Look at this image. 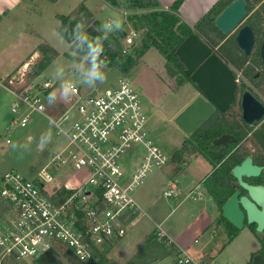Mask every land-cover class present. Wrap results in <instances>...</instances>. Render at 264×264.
Listing matches in <instances>:
<instances>
[{"label":"rangeland","instance_id":"obj_1","mask_svg":"<svg viewBox=\"0 0 264 264\" xmlns=\"http://www.w3.org/2000/svg\"><path fill=\"white\" fill-rule=\"evenodd\" d=\"M46 1L48 0L25 1L26 4L33 6L30 8V13L41 17L33 23L32 28L27 22L30 20L29 17H26V13L23 15L18 11V5L11 6L8 3L5 4L4 0H0V8L3 6H6V10L12 8L9 13L0 12V80L10 75L12 68L19 64L27 51H30L33 38L27 39L25 31L36 34L37 29L41 32L40 36L59 52L58 54L55 52L57 54L55 58L36 76V81L39 83L44 80L53 83L52 88L48 90V96L56 91L57 96L53 97L54 99L67 104L73 100L74 96L72 95L67 100L60 96V81L55 78L58 68H63L65 76L78 83L77 88L83 93L90 88L99 90L111 88L118 77L127 79L136 91L145 114L144 129L149 139L167 157V161L163 165H153L142 182L130 192L140 207L136 224L130 226L121 239L104 247L103 250L101 249L92 261L93 264H175L179 248L195 255V258L201 260L200 264H249L250 255L257 249L258 243L245 231H240L226 242V231L222 224L223 221L220 219V213L215 207V209L213 208L207 192L199 187L201 179L208 175L211 169L210 163L213 161L208 163L207 156L193 147L192 136L184 135L173 121L175 115L188 104L190 96L195 95L196 88L189 85L188 81L177 87L174 79L166 75L163 59L153 47H149L141 59L137 60L138 64L136 63L125 72L112 66L109 58L103 55L109 63L105 69L104 81L97 83L94 87L79 84L76 70L85 66L86 55L80 53L83 49H80L75 43L70 44V48H68L67 42L56 31V27L60 23L58 16H66L70 13L74 14L72 18L77 16L79 22L85 26L89 38L96 37V35H92V32L98 34L97 36L102 35L99 30L108 19H117L121 23V28L109 33L103 45L112 48L114 45L110 36H116L120 48L123 44V36L128 31L134 30L136 38L133 46H136L140 42L139 32L132 27L127 16L145 10L141 8L127 9L124 6V0H115L116 5L112 7L116 8L112 9L106 0H58V2L45 3ZM79 2H83L95 11L97 20L91 12L89 13L98 22L97 27L92 25L83 13L77 12L78 6L82 5ZM77 4L78 6H76ZM255 6V3H252L253 9H251L250 15L254 19L259 18L255 24L256 35H258L257 31L262 27L261 23H264V17L261 15L264 9L263 5L257 8ZM73 7L75 8L71 11ZM40 11L41 13L37 14ZM246 18L242 21L245 24L248 21ZM55 20L57 23H55L54 29L52 24ZM183 22L189 26L185 21ZM196 23L189 26L192 32L209 44L197 33ZM121 32L123 33L122 37ZM234 34L235 32L232 31L231 34L224 37L217 48L209 45L228 63H234L231 58L234 56L237 60L246 59L250 65H256L255 53H252L248 58H244L240 54L235 45ZM112 49L117 52V49ZM40 58L41 55L34 63L26 65L28 78L35 76L32 66ZM257 84H259L258 81L255 82V86ZM261 94L264 97V90L261 91ZM9 101L10 96L0 90V117H2L0 120V182L2 175L9 171L25 176L33 174L36 168L49 160L58 151L59 146L65 142L64 137L57 132L55 126L48 119L36 113L31 115L30 121L24 128L13 126L6 130ZM46 104L51 111L49 115L55 118L62 107L49 98H47ZM6 139L9 141L7 144H5ZM39 140L49 142L41 149ZM182 143L185 148L179 161H172L171 155L180 148ZM143 150L144 148L138 145L133 154H122L119 162L125 171L133 170V166L141 158ZM79 174L73 171H59L56 173V177H61V180L71 177L70 181L73 183ZM193 186H196L194 192L197 193L192 196L188 195L182 199V195L176 192L181 190L182 194ZM171 188H175L174 195L164 197L162 192ZM195 197H197V202H192L191 199L194 200ZM201 205L206 207L203 212L205 216L195 214L196 209ZM5 211H7L6 207L0 201V221L4 220ZM206 215L211 217L210 224H199V220H204ZM195 217L197 224H193ZM55 252L63 264H72L76 261L70 254H65L68 252L60 247H57Z\"/></svg>","mask_w":264,"mask_h":264},{"label":"built area","instance_id":"obj_2","mask_svg":"<svg viewBox=\"0 0 264 264\" xmlns=\"http://www.w3.org/2000/svg\"><path fill=\"white\" fill-rule=\"evenodd\" d=\"M135 38L134 30L123 36L121 55L129 53ZM26 65L0 80V90L10 96L5 129L24 128L36 113L48 119L65 142L33 174L2 175L0 201L7 211L0 221V264H39L44 254L57 247L77 261H93L135 224L140 207L130 192L153 165H163L167 157L149 139L145 114L127 79L118 77L111 88H90L84 93L77 88L73 100L52 118L46 100L53 83L28 78ZM138 145L144 148L141 158L127 172L119 159L133 154ZM59 171L80 174L71 183V177H56ZM61 189L70 193L59 200ZM174 190L162 195L171 197ZM174 263L200 264L201 260L179 248Z\"/></svg>","mask_w":264,"mask_h":264},{"label":"flooded vegetation","instance_id":"obj_3","mask_svg":"<svg viewBox=\"0 0 264 264\" xmlns=\"http://www.w3.org/2000/svg\"><path fill=\"white\" fill-rule=\"evenodd\" d=\"M250 1L251 0H246V3H250ZM255 5V8L263 5L264 9V0H258ZM251 9H253V7H251ZM250 11L246 13V21L248 20L246 25L250 26L253 32L254 42L252 49L249 54L245 55L241 49L237 48L244 58H248L252 53H255L256 65H250V62L246 59L242 61L237 60V58L235 59L232 55L231 58L234 63H228L223 59L227 70L231 72L234 83L231 100L224 111H219L211 104L213 107L212 111L197 125L194 131L187 136H192L193 147L207 156L208 161L204 159L205 161L208 163L213 161L210 163L211 169L208 174L217 171L224 175L227 183L225 188L226 191L224 190L226 194L225 200L236 193V198L243 196L253 205V209L258 212L261 211V207L250 198L247 189L240 184L238 179L231 172L233 167L239 166L244 160L248 159V173H240V181L248 187L259 188V190L264 191V112L255 123L247 124L242 119L241 110V97L245 91L250 92L264 108V97L261 94V91L264 90V64L261 63L258 55L261 38L260 34L264 28V23H261L262 27L257 31L259 34L256 35L255 24L259 21V18L254 19L251 17ZM261 15L264 17V10ZM244 24L245 22H241L239 26ZM235 31H233V33ZM223 36L226 37L227 35ZM256 81L259 82L257 86H255ZM191 82L190 80L189 85L196 88V93L195 95L193 94V98L200 96L206 100L205 94L199 90L194 82ZM222 135L226 136V138L223 139L224 143H222L223 141L216 142ZM183 145L182 143L180 147ZM202 181L203 179L200 182V187L205 190ZM210 199L213 206L220 213V209L214 203V200L211 197ZM238 208L242 213V227L236 229L230 224L236 230L235 234L240 231H245L258 243L257 249L253 251L250 256V264L251 257L254 254H259L264 258V252H257L260 250L261 245L264 244V236L262 232L256 231L253 222H247L246 211L239 205ZM219 216H221V213ZM221 217L220 219L223 221L222 224H224L225 219L222 217L223 220Z\"/></svg>","mask_w":264,"mask_h":264},{"label":"water","instance_id":"obj_4","mask_svg":"<svg viewBox=\"0 0 264 264\" xmlns=\"http://www.w3.org/2000/svg\"><path fill=\"white\" fill-rule=\"evenodd\" d=\"M245 17L246 0H231L214 17L213 23L222 35H228L236 30L235 44L247 55L252 49L254 37L250 26L246 24L239 26ZM260 35L258 55L261 63L264 64V28ZM176 55L184 67V75L188 76L206 96V100L196 96L174 117L173 121L178 129L183 134L189 135L212 111L211 104L219 111L226 109L232 97L234 83L231 72L227 70L223 59L194 32L188 34L178 44ZM241 110L242 119L247 124L255 123L264 112L260 102L248 91L242 94ZM224 138L226 136L222 135L216 142L223 141ZM248 161L246 159L239 166L233 167L231 172L247 189L250 198L261 207V211H255L246 198L243 196L236 198V193H234L220 206V213L229 224L240 229L242 213L238 205L241 206L246 211L247 222H253L256 231L262 232L264 236V191L248 187L240 181V173H248ZM250 264H264V258L259 254H254Z\"/></svg>","mask_w":264,"mask_h":264},{"label":"trees","instance_id":"obj_5","mask_svg":"<svg viewBox=\"0 0 264 264\" xmlns=\"http://www.w3.org/2000/svg\"><path fill=\"white\" fill-rule=\"evenodd\" d=\"M229 1L230 0H221L196 23L197 33L205 38L212 46H216L224 37L215 28L213 23L214 17ZM257 1L258 0H251L250 3H246V13L250 11L252 3H256ZM106 2H108L111 6L116 5L115 0H106ZM180 2L181 0H176L168 8V10H155L154 8L157 5L156 0H124V6L127 9L135 10L141 8L145 10L143 12H137L127 16V20L130 22L132 27L139 32L140 42L136 46H133L127 55H121L116 36H110L111 41L115 46L112 48L117 49V52L113 51L110 46L104 45L103 55L109 58V62L112 66H115L118 70L125 72L137 63V60L149 49V47H153V49L163 59V68L166 75L174 79L177 87L185 81L190 82L189 78L184 75V67L179 62L176 55V48L178 44L188 34L192 33L191 28L187 26L177 15V6ZM78 11L83 13L91 21L92 25L95 27L98 26V22L94 20L92 15L83 5L80 4L78 6L77 12ZM72 15L74 14L70 13L66 16H58L60 23L56 27L57 33L71 45L74 43L71 38V28L79 21L77 16L72 18ZM92 35L97 36L98 34L92 32ZM122 36L123 33L121 32V37ZM38 50L41 58L32 66L35 76L40 74L46 65L50 63L52 58L56 56L55 51L44 44L39 45ZM80 53L85 55V50H81ZM107 65L109 66V63ZM183 146L171 155L172 161H179L181 153L185 148V146ZM202 184L207 194L214 200V203L220 209V205L226 198L225 188L227 183L224 175L217 171L211 172L203 179ZM69 193L70 191L61 189L58 193L59 200L64 199ZM224 222V229L226 231L227 238L226 242H228L235 235L236 230L227 221L224 220ZM257 252H264V244L261 245L260 250ZM38 262L39 264H63L56 256V252L53 250H49L38 260ZM72 264H93V262L88 261L83 263L76 260L72 262Z\"/></svg>","mask_w":264,"mask_h":264},{"label":"crops","instance_id":"obj_6","mask_svg":"<svg viewBox=\"0 0 264 264\" xmlns=\"http://www.w3.org/2000/svg\"><path fill=\"white\" fill-rule=\"evenodd\" d=\"M5 1V4H10L11 6L12 5H18V11L23 13V15H25L26 13V17H29L28 19H30L29 22L31 27L33 28V23L37 20H39L41 17L39 15H36V14H33V13H30L31 11V7L33 6H30L29 4H26L25 1L26 0H4ZM58 2V0H48L46 1L45 3H53V2ZM176 0H156L157 2V5L156 7L154 8L155 10H168V8L173 4V2H175ZM221 0H181V2L179 3L178 7H177V15L179 16L180 19H182L183 21H185L189 26L190 24H194L196 22H198L212 7H214L218 2H220ZM224 1V0H222ZM82 3V5L89 11L93 14V16L95 17L96 19V14H95V11L92 10L90 7L86 6L83 2H79V4ZM46 5V4H45ZM78 6V4L76 5ZM75 6V7H76ZM108 6L112 9V8H116V7H112L111 5L108 4ZM6 6H3L2 8H0V12L1 13H4V12H8L12 9V8H9L6 10L5 8ZM73 7L71 9V11L75 8ZM70 11V12H71ZM69 12V13H70ZM41 11L37 14H40ZM68 14V13H67ZM62 15H66V14H62ZM35 18H38V19H35ZM33 19V20H32ZM32 20V21H31ZM97 20V19H96ZM110 19H108L107 21H109ZM26 23V22H25ZM55 23H57V21L55 20V22H53L52 26L54 25V29H55ZM36 34H33V33H29V32H26V35L27 36L26 38L27 39H31L33 38V43L31 45V49L30 51H27V54L25 55V57H23V59H21L19 61V64L15 67L12 68V72L18 68L21 67L22 64H30L31 62L34 63L39 57H40V52L38 50V46L41 45V44H46L49 48L53 49L57 54L59 53L58 51H56L43 37L40 36L41 32H39L37 29H36ZM222 40L215 46L216 48L219 47V45L221 44ZM212 46V45H211ZM67 47L70 48V43L67 42ZM64 53V52H63ZM56 54V55H57ZM142 57V56H141ZM141 57L138 59L140 60ZM55 58V57H54ZM53 60V58H52ZM51 60V61H52ZM50 61V62H51ZM138 62V61H137ZM138 64V63H137ZM47 66V65H46ZM130 70V69H129ZM43 71V70H42ZM11 72V73H12ZM10 73V74H11ZM9 74V73H8ZM7 74V75H8ZM8 77V76H6ZM5 77V78H6ZM4 78V79H5ZM193 98V95L190 96V98L188 99V101L190 102V100ZM52 101L54 103H58L62 108H64V106L67 105V103L61 101V100H58V99H54V98H51ZM187 101V102H188ZM188 102V103H189ZM2 119V117H0V120ZM9 119V117H8ZM6 120H7V117H6ZM202 180V179H201ZM200 187V185H199ZM194 188L196 189V186H193L192 188H190L189 190H187L186 192L182 193L181 194V190H178L176 191L177 194L179 193V195H182V199L183 197H188V195H194L195 193L197 192H194ZM198 189V187H197ZM199 193V192H198ZM192 198V197H191ZM192 202H197V197H195L194 200L191 199ZM214 208V206H213ZM215 209V208H214ZM206 210V207L201 205L200 207H198L195 211V214L196 215H203L205 216V214L203 213L204 211ZM166 217V215L164 216V218ZM196 217L194 218L193 220V224H197L196 221H195ZM138 221V217L136 216V221H135V224L136 222ZM203 221V223H202ZM210 221H211V217L207 216L204 218V220H199V224H210ZM159 224V223H158ZM186 224V223H185Z\"/></svg>","mask_w":264,"mask_h":264},{"label":"clouds","instance_id":"obj_7","mask_svg":"<svg viewBox=\"0 0 264 264\" xmlns=\"http://www.w3.org/2000/svg\"><path fill=\"white\" fill-rule=\"evenodd\" d=\"M121 28V23L117 19L106 21L100 28L102 35L89 38L85 31V26L79 21L71 28V38L75 45L85 50L86 61L82 69H77L79 84L94 87L97 83H102L105 79L107 60L104 58L103 42L108 38V34ZM55 78L60 81L59 93L62 99L67 100L77 91V84L72 79L65 76L63 68H58ZM57 92L49 94V99L56 97ZM49 141L39 140V145L43 149Z\"/></svg>","mask_w":264,"mask_h":264}]
</instances>
